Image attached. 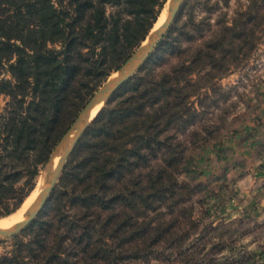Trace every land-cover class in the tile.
I'll return each instance as SVG.
<instances>
[{
	"label": "trees",
	"instance_id": "16d2710c",
	"mask_svg": "<svg viewBox=\"0 0 264 264\" xmlns=\"http://www.w3.org/2000/svg\"><path fill=\"white\" fill-rule=\"evenodd\" d=\"M167 1L0 0V97L8 98L0 115V219L22 205L39 166L100 83L146 40ZM240 17L205 46L185 48L202 32L190 14L164 43L161 71L127 81L117 102L95 115L49 211L27 228L26 241L13 238L0 264H264V252L225 241L232 222L203 226L195 187L179 180L188 146L203 139L190 127L207 114V93L251 44L258 17ZM208 251L230 255L208 258Z\"/></svg>",
	"mask_w": 264,
	"mask_h": 264
},
{
	"label": "rangeland",
	"instance_id": "374dc122",
	"mask_svg": "<svg viewBox=\"0 0 264 264\" xmlns=\"http://www.w3.org/2000/svg\"><path fill=\"white\" fill-rule=\"evenodd\" d=\"M197 1L201 3L199 5L196 4V0L184 1L168 33L160 43L161 46L159 49L157 48L152 54V57L150 56L151 59L145 65L144 70L139 73L136 72L132 78L142 76L148 70H152L155 73L161 71V62L167 57L164 43H168L174 40L175 37H178V30L188 22L190 14L194 16L195 23L200 22L202 32L194 41L189 43L183 42L182 44L185 48H194L195 46L202 44L205 46V44H208L213 39L215 33L222 34L221 31L224 27L231 28L235 21L240 20L242 14L246 12L256 14L258 18L252 22L254 29L253 36L250 40L251 44L249 47H244L245 57L240 58V61L231 65L232 72L216 81L215 88L217 91L215 94L207 91L210 98L206 103V105H208L206 108L207 114L203 115L200 120H196V122L190 127V131L199 132L203 139L188 146L186 159L181 167L179 180L190 183L195 187L196 191L192 203H194L196 209V218H201L203 226H209L212 224L213 227H216L223 222H232L235 224L232 228V230H234L231 238L232 241H230V239L228 240V235L224 236L225 241L232 244L236 249L244 246L246 247V251L259 256L260 253L264 252L263 212L261 211V214L256 216L248 210L246 212L244 211V214L241 216L233 217L229 214H225V211L226 209L231 210L234 207H237L236 204L240 199L237 197L236 191L232 186V181L234 179H232L231 176L234 175L233 171L236 170L235 167L239 166L240 172L245 173L247 172V168H250L248 163L256 165L260 160L256 157L257 154H259V151L252 153L253 155L251 154L250 156L245 155L244 157H240V155H237L241 152L240 149L242 148V144L244 142H249L255 134H258L260 141L264 140L262 137L264 136V0ZM166 5L167 3L159 15V18L161 15L162 16L158 27H156L155 24L151 31L158 29L163 23L166 17ZM148 37L144 42L147 41ZM135 50H133V52ZM118 69L112 70L109 78L117 77ZM2 78L9 79L10 77L7 73H4ZM106 81L101 82L99 87L96 88V91ZM113 95L107 100L109 101L111 99V106L117 102L115 100L116 97L114 98ZM7 102V97H0V115L3 113ZM106 103L101 109L105 107ZM199 111L201 110H198V112ZM200 125L209 127V132L211 134L208 132H202ZM65 127L66 123H63L61 128L63 129ZM59 143L60 141L54 147L47 162L44 165L39 166L38 174L32 181L33 190L24 200L22 205L14 213L9 215L10 217L15 216L20 212L23 205L32 196L35 189H41L43 187L42 185L45 183L47 172L51 165L52 155ZM72 154L73 152L69 156L59 180L43 209L30 225L38 220L40 214L44 215V213L49 211L51 205L50 201L61 190V179L65 174L66 167L70 165V161L73 159ZM221 156L227 158V168L225 166L220 169L216 166L220 164L218 162L221 161ZM257 166L264 168L263 164H258ZM223 174L225 177L224 180H222ZM27 181L28 179L24 178L19 186H22ZM203 212L208 213L209 218L207 220L201 217L200 214ZM10 217L0 219V222H3ZM253 223H258L259 226H256ZM27 228L15 237H20L26 241L29 238V232H26ZM13 238H0V256L8 254L12 250L14 244ZM214 241L216 242L217 240ZM228 254L230 255L227 251H223L219 254L208 251L205 253V257L207 256L208 258L218 259L219 257ZM235 254L242 255L243 251H235ZM255 260H259V257L256 256ZM260 263L261 262H258L257 264ZM127 264L141 263L130 262ZM151 264H159V262L153 261Z\"/></svg>",
	"mask_w": 264,
	"mask_h": 264
},
{
	"label": "water",
	"instance_id": "95a60500",
	"mask_svg": "<svg viewBox=\"0 0 264 264\" xmlns=\"http://www.w3.org/2000/svg\"><path fill=\"white\" fill-rule=\"evenodd\" d=\"M185 0H168L167 15L161 24L159 30L145 43L141 44L130 57L122 64L117 71V77L109 78L89 99L82 110L78 113L73 124L63 136L51 158V165L48 169L47 176L43 187L36 196L30 212L19 223L12 226L11 229L1 230L0 238H13L22 233L39 215L46 201L55 188L64 166L76 147L77 143L85 133L93 112L107 102V100L132 76L137 72L140 66L154 53L158 45L162 42L173 24L178 12L180 11ZM99 109V110H100ZM57 157L56 165L53 164L54 158Z\"/></svg>",
	"mask_w": 264,
	"mask_h": 264
},
{
	"label": "crops",
	"instance_id": "0c3cea01",
	"mask_svg": "<svg viewBox=\"0 0 264 264\" xmlns=\"http://www.w3.org/2000/svg\"><path fill=\"white\" fill-rule=\"evenodd\" d=\"M264 138V136H262ZM240 157H244L245 155H251L256 151H259L257 154V158L260 160L258 162L259 165L263 164L264 159V140H259L258 134H255L253 138L249 142H244L242 144V148L240 149ZM253 155V154H252ZM220 164L216 165L218 168H223L226 166L227 168V158L221 156ZM250 165V168H247V172L241 173L239 170V166H236V170L233 171L231 176L232 186L236 191L237 197L240 198L237 207H234L231 210L226 209L225 214H229L233 217L241 216L244 214V211H251L253 215L259 216L261 211L264 215V168H260L257 165ZM220 165V166H219ZM219 169V170H220ZM221 171V170H220ZM222 180L225 179L224 174L222 175ZM235 177V178H234Z\"/></svg>",
	"mask_w": 264,
	"mask_h": 264
},
{
	"label": "bare ground",
	"instance_id": "6f19581e",
	"mask_svg": "<svg viewBox=\"0 0 264 264\" xmlns=\"http://www.w3.org/2000/svg\"><path fill=\"white\" fill-rule=\"evenodd\" d=\"M167 8H168V4H167L166 7H165L166 15H167ZM161 16H162V15H161ZM161 16H160V18L158 19V22L156 23V27H158V25H159V23H160ZM159 28H160V27H159ZM159 28H158V29H155V28H154L155 30L151 31V33H150V35H149L147 41L153 36V34H154L155 32H157V31L159 30ZM147 41H146V42H147ZM146 42H145V43H146ZM99 109H100V108H97V109L93 112L92 116L88 119V121H89L91 118L95 117V115L97 114V112L99 111ZM57 161H58V158L55 157V158H54V162H53V164L56 165ZM40 182H41V181H40ZM39 185H40V184H39ZM42 186H43V185H42ZM42 186H41V187H42ZM39 192H40V189H35V191L33 192L32 196H31V197L25 202V204L23 205V207H22V209L20 210L19 213H17L15 216L10 217L9 219H7V220H5V221H3V222H0V229H1V230H8V229H11L12 226H14L15 224H17V223H19L20 221H22V220L28 215V213L30 212L31 206H32V204H33V202H34V200H35V198H36V196L38 195Z\"/></svg>",
	"mask_w": 264,
	"mask_h": 264
}]
</instances>
